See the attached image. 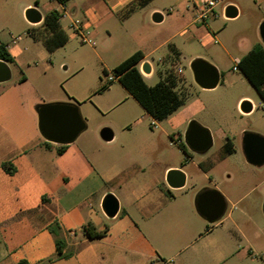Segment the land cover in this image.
I'll use <instances>...</instances> for the list:
<instances>
[{
    "label": "crops",
    "instance_id": "obj_1",
    "mask_svg": "<svg viewBox=\"0 0 264 264\" xmlns=\"http://www.w3.org/2000/svg\"><path fill=\"white\" fill-rule=\"evenodd\" d=\"M34 1L36 4H29L26 10L37 8L41 12L42 22L33 26L40 28L44 37L48 35L43 26L45 16L54 11L61 12L63 7L69 11L66 19L61 21L69 40L77 38L81 41L68 29L71 21L84 23L92 41L98 34L95 28L98 23L103 24L107 34L111 35L112 28L120 21L136 40L137 48L131 55L136 52L144 55L136 65L144 80L157 72L160 80L172 82L176 87L179 79H187L185 71L178 65L184 56L183 44L189 40L202 44L219 42L212 23L219 20L225 10L220 7L219 17L203 26L194 22L195 11L191 0H172L169 3L167 0H88L85 4L72 7L74 0L66 4L58 0H51L50 3ZM255 2L264 9V0ZM227 5L236 6L240 15L239 5L230 0L226 1ZM156 13L163 15L162 21L153 20ZM65 20L68 24H64ZM149 24L154 27L148 28ZM30 36L36 37L35 34ZM89 45L93 47L95 42ZM6 46L15 60L14 64L8 63L11 71L17 67L23 74L21 68L24 65L30 67V63L20 60L8 43ZM155 56L161 57L155 59ZM46 57L43 52L44 61ZM241 58L232 60L234 67L235 59ZM195 59L214 65L221 76L218 86L223 82L222 62L218 56L214 60ZM44 66L46 73L51 65L45 63ZM144 66L146 70H143ZM35 68L40 71L41 66L35 62ZM108 69L103 62L102 72L107 74ZM190 70L194 79L191 67ZM237 70L241 71L239 67ZM25 77L24 82L19 81L20 77L13 85H7L11 84L8 82L12 78L0 83V264H19L21 261L27 264L252 262L247 256L250 251L243 244L250 247L247 232L259 229L263 222L260 213L264 216V165L254 166L246 160L243 135L245 132L264 135V130L249 129V124L232 118L231 112L223 116L226 127L216 132L211 121L205 119V122L199 123L210 130L213 147L216 138L219 139V151L213 153L212 147L207 153L198 154L187 147L186 153L179 147L180 156L174 162L165 161V156L161 154L163 151L156 150L151 144L131 145L127 141L107 147L105 144L113 143L117 136L111 129L113 139H103L101 130L104 127L98 132L83 135L76 143L78 137L61 149L62 145L49 142L42 136L38 110L46 103H74L60 100L59 96L25 102L22 92L29 91V87H25L29 79ZM49 85H53L52 79ZM122 88L140 105L128 90ZM32 89L41 93L38 87ZM244 101L253 103L250 113L256 107L251 97L238 94L236 111L241 118L240 112L250 114L241 110ZM187 129L188 126L183 135ZM177 138L180 142L181 135ZM227 142L232 147L231 153L225 152ZM156 151V160L144 162L137 156L139 152L146 157L152 156ZM8 168H12V172ZM178 169L186 175V183L182 188L175 189L168 184L167 176ZM211 189L219 191L227 203L224 214L227 216L220 223L221 219L217 223H209L196 207L197 196ZM109 194L119 204L114 217H109L103 209L104 199ZM88 229L106 231V234L92 238Z\"/></svg>",
    "mask_w": 264,
    "mask_h": 264
},
{
    "label": "rangeland",
    "instance_id": "obj_2",
    "mask_svg": "<svg viewBox=\"0 0 264 264\" xmlns=\"http://www.w3.org/2000/svg\"><path fill=\"white\" fill-rule=\"evenodd\" d=\"M87 1L74 0L71 7L85 4ZM171 1L167 0V3ZM230 1L239 5L240 15L236 19L228 20L222 11L221 18L212 23V29L219 42L210 41L202 44L197 40H189L183 44L184 56L182 55L178 65L185 71L187 79L185 81L179 79L175 90L184 100V104L163 121L152 118L127 95L119 81L108 83L106 74L102 72L104 62L109 68L108 73H116L115 65L129 57L137 48L133 34L127 32L120 21L112 28L111 35L107 34L103 24L98 23L95 27L98 34L93 38L95 42L93 47L77 38H70L66 46L50 53L42 43L45 34L40 28L30 24L25 16L26 8L29 4H36L35 1L0 0V44L8 43L20 60L30 63V67L24 65L21 68L29 79L25 86L29 87V91L22 92L26 98L25 102L31 99L40 101L42 98L50 100L51 97L59 96L60 100H67L79 106L87 129L75 141L76 143L83 135H90L102 127H108L117 137L113 143L105 144L107 147L127 141L131 145L151 144L156 150L163 151L161 154L165 156V161L174 162L180 156L177 137L181 135L180 142L185 143L183 134L191 120L205 122L207 119L211 121L212 129L216 132L219 128L226 127L223 116L226 112H231L232 118H236L242 124H249V129L264 130V104L261 97L240 70L234 71L232 61L236 57L241 58L254 44L262 43L259 26L264 22V9L255 0ZM64 24H68V20H65ZM147 27L154 26L149 24ZM145 30L147 31V28ZM29 32L36 37L28 35ZM19 35L22 36L21 40L17 39ZM43 52L47 56L45 61L42 59ZM216 56L222 62L223 82L215 89H202L193 79L190 63L196 57L214 60ZM159 57L161 56H155V59ZM35 62L41 66L40 71L35 68ZM45 63L51 65L46 73L43 69ZM155 64L157 66V61ZM12 73V80L8 82L11 84L7 85H13L22 75L17 67H13ZM50 79L53 80L52 86L49 85ZM160 79L157 72L153 77L145 78L149 85H155ZM34 87L41 89V93L33 91ZM240 93L251 97L256 106L248 115L239 111L243 118L236 111V98ZM130 134L135 136L129 137ZM144 136L148 139L146 140ZM220 146L221 142L216 138L212 152H218ZM157 155V151L147 157L140 152L137 153L138 158L144 162L156 160ZM229 210L230 208L228 213ZM260 215L263 219L260 228L247 232L250 247L243 244L250 251L247 256L252 262L249 264H262L264 261V216L262 212ZM226 216L227 214L219 223Z\"/></svg>",
    "mask_w": 264,
    "mask_h": 264
},
{
    "label": "water",
    "instance_id": "obj_3",
    "mask_svg": "<svg viewBox=\"0 0 264 264\" xmlns=\"http://www.w3.org/2000/svg\"><path fill=\"white\" fill-rule=\"evenodd\" d=\"M239 10L234 5H227L224 10L226 19H234ZM27 21L32 25L42 22L43 16L37 8H29L25 12ZM163 15L156 13L153 16L155 22L162 21ZM262 43L264 44V22L259 26ZM194 80L202 89H214L220 82V73L211 63L203 59H195L190 65ZM146 70V66L143 67ZM12 71L9 64L0 60V83L9 81ZM251 101H244L241 110L250 113L253 110ZM39 129L42 136L49 142L67 145L73 143L81 133L87 129V124L81 114L80 108L72 103H46L38 110ZM101 137L106 141L113 139L110 128L101 130ZM184 140L186 146L198 154H205L213 147V137L210 130L196 120H192L185 132ZM243 150L246 160L261 167L264 165V136L258 133L245 132L243 135ZM168 184L175 189L182 188L186 183V175L181 170H173L167 176ZM196 207L202 217L209 223H217L226 213L227 203L224 196L217 190H204L196 198ZM103 209L109 217L118 213L119 204L117 199L109 194L103 202ZM264 212V205H263Z\"/></svg>",
    "mask_w": 264,
    "mask_h": 264
},
{
    "label": "trees",
    "instance_id": "obj_4",
    "mask_svg": "<svg viewBox=\"0 0 264 264\" xmlns=\"http://www.w3.org/2000/svg\"><path fill=\"white\" fill-rule=\"evenodd\" d=\"M62 4H66L70 0H58ZM60 12L54 11L45 16L43 26L48 32L44 37V46L50 53L65 46L69 41L68 35L63 30L60 21ZM33 35V33H32ZM144 58L143 53L136 52L116 68L115 72L120 75L119 82L128 90V92L140 103V105L155 119L163 121L176 112L183 104L184 100L175 90L176 85L172 82L160 80L154 86L148 85L136 65ZM0 60L9 64H14L15 60L7 49L6 44H0ZM239 68L257 90L260 97L264 101V44L256 43L252 49L241 58ZM26 77L22 74L19 79L24 82ZM46 144H51L46 142ZM178 146L188 152V148L184 142H179ZM66 145H62L61 149ZM225 152L231 153L232 147L230 143L225 144ZM12 172V168H8ZM88 234L92 238H100L106 234L104 232H95L88 229ZM19 264H27L26 261H21Z\"/></svg>",
    "mask_w": 264,
    "mask_h": 264
},
{
    "label": "built area",
    "instance_id": "obj_5",
    "mask_svg": "<svg viewBox=\"0 0 264 264\" xmlns=\"http://www.w3.org/2000/svg\"><path fill=\"white\" fill-rule=\"evenodd\" d=\"M193 8L195 11L194 22L203 26L208 25L212 19L219 17L218 9L226 7L227 0H191ZM60 21L66 19L69 15V11L63 7V10L60 12ZM68 29L72 31V34L79 37L83 43L93 44L92 39L88 37L86 32V26L80 21H71L68 25ZM28 35H32V32H29ZM22 38L21 35L17 37L18 40ZM240 64L239 59H235L234 70H237ZM120 75L117 73H107L106 80L108 83H113L119 81Z\"/></svg>",
    "mask_w": 264,
    "mask_h": 264
}]
</instances>
